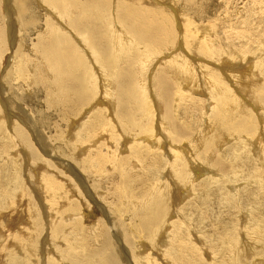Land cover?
Masks as SVG:
<instances>
[{"label": "rangeland", "instance_id": "374dc122", "mask_svg": "<svg viewBox=\"0 0 264 264\" xmlns=\"http://www.w3.org/2000/svg\"><path fill=\"white\" fill-rule=\"evenodd\" d=\"M11 1L13 2L14 0ZM4 2L5 0H2V7L4 5ZM142 3L151 8L164 9L166 10V13L169 14V16L171 15V19L174 20H172V31L176 36V40L174 42L175 50L178 47L182 46L185 40L184 37H181L180 35H184L185 28L187 27L186 24H184L187 23L186 19L183 17L185 13L187 14V12L192 19H195L196 23L200 24V26L203 25L205 27H203V31H205L206 29L210 31V25H212V22H221L220 29L222 31H238L245 34L244 37L234 36L224 37L223 39L225 33L223 34L220 29H216V35L221 38L220 40L217 39L216 43L218 46L222 45V51L228 55L226 56V54H224L223 61L221 62L211 58V63L202 61V64L212 69V72L218 73V71L221 70V73H219L222 74V71H224L223 81L221 79V82L222 84L224 82L227 85V91L231 92V94L228 95L229 98H227V102L234 103L236 102V100L240 102L242 101L241 103L243 104V107H246L243 108V111L241 110L242 112L239 111L238 107H231V112H229L227 116L226 113L224 115L222 113L223 111L218 110V108L221 109L222 107V109H225V99L223 101L216 100L218 96L216 95V90L214 88H212L210 95V91L207 90L205 86H203V79L199 81V88L196 87V90L194 89L192 92L187 93V90H189L192 85L190 84L191 87L187 88L183 85L180 79L170 76V81L172 83V88H170L169 91L170 97H165V95H162V92L163 94L164 91L166 93L165 87L162 88L164 84L162 85V82L157 80L158 77L156 75L153 79V82L156 81L157 83L158 81V87L154 86L156 92H148V95H151V101L150 99H146V105L143 110L144 112H151L149 108V103H151L153 111L155 112L158 107H155V102H159L158 104L164 111L162 120L163 122H165V125L170 126V128L166 130L165 133L162 131L163 133L159 134V136H161L159 140L162 141L163 146L161 147V150H159L160 152H153V154H156L163 160H160L163 167L159 166V164H156L154 166L156 168H159V175H162L161 172L163 173V175L168 174L167 171H165V166L169 165L170 162H172L173 165L175 164L173 161L176 157L170 154L173 146H175L174 148L176 150V153L178 154L183 150L184 153L187 152L186 156L183 157L184 164L180 162L181 165H178V168H175L176 170L174 169V176L171 175L172 181L174 180L176 184L170 183L168 185L167 183H165L163 187H166V189H168L169 187L171 188L166 191V189L164 190V188H160L158 187V185H156L155 179L151 177L153 176L151 175V171L146 172L144 171L140 163L138 165L137 163H134L136 165L133 164L132 166H130V168H126V172H129L126 175V180L125 177H122L124 175L121 176V179L117 178V168H113V170H111L107 166L104 168L105 170H103V168L101 170L92 169L89 170L90 172L82 171V169H80L83 176L82 177L80 175V178L88 181H86L87 184L84 187L81 181L78 182L77 179L71 176V174L69 173L70 167H65L66 170L68 169L67 172L59 167V165L55 164V162L59 161H55L56 158L53 155L60 154L59 151L61 152L62 149V156L64 158L66 157L67 160H70L68 159L69 157L64 154L67 153L66 142H61L58 139V134L66 131V128L63 125L60 129H56L57 127H55L56 124L54 123L55 119L49 116V114L54 111L53 109H58L60 111L62 106L59 104H57L56 106L52 105V101L48 96V94L50 95L51 92L46 90L47 86L43 85L44 82L39 81V83L33 86L34 88H29L24 82L18 81L21 84V87L18 88L19 90H17L18 84L13 85V82L10 81L9 83H7V81H3L0 78V124H4L0 129V135L3 134L5 137L4 142L0 140V145L2 144L0 147V183L4 181L3 183L7 187L9 186L8 189H11L12 185H10V182L12 184L13 180L17 177V173H20L22 174L21 177L23 178V186L25 189L18 191L20 193L22 192L21 194L18 192H16L15 194L10 193V195H8L10 197H8L6 201L2 200L1 195L5 193L4 191H2V189H0V264H52L54 262L57 264L58 262L63 264L65 261V264H139V260L135 258V255L133 254V250L131 248L135 246V244L137 248L140 246L139 249H141L140 251L143 252L144 256L146 255V258L151 251L153 252V255L157 257V254L159 252L164 255L166 253V250L169 249L166 254H174V257L171 259L170 264H264V181L261 183L258 179L260 177H264V166H261L262 169L260 171L256 170V168L254 167L256 166L257 157H259L257 152L254 150L256 147H253V149L247 146V148L245 147V149L242 145L243 138L250 135L249 133H252L254 130L253 128V130L245 128L246 125L244 124L243 120L251 118V123L258 128V131L261 129L260 132L262 135L264 134V112H260L261 109L264 110V98L262 97L264 96V0H142ZM191 4L195 5L192 6ZM14 5L19 9V6L16 3ZM33 6H35L34 13L38 18L39 30L46 27V25L49 23L53 24L51 21H53L54 18L58 19L55 14L53 16V14L50 13L51 11L47 9L48 6L40 2L39 0H33ZM198 6L204 7V12L202 15H198L196 13V10L194 9ZM46 9L48 12L46 11ZM247 12L250 16L246 19L247 22H245L244 19L246 18L245 14ZM2 21L3 23H5L2 27V30L5 33L4 39L5 42L8 41L6 42L8 45L7 48L2 49V52L4 53L2 57L4 58L3 62L0 61V75L1 73L4 75V73L8 71L10 72L11 64H13L12 57L10 56L11 51H14L16 48L15 46L18 45V41H21L19 40L20 34L18 31L20 24L18 22H15L17 24H14L12 26V29L14 30L16 28V33L12 34L13 30L9 29L5 19H2ZM30 33L32 34H27L26 36L25 34H23L22 38L23 40H26L27 44L33 46L34 42H37L39 38H41V35H39L38 31H35V29L31 30ZM49 36L50 35L48 34L42 35V37L44 38H48ZM225 39L226 41L228 40L227 42L231 44V48H234L235 50L231 51L230 45L227 44ZM223 40L227 45L224 44ZM14 42H16V44H14ZM6 43L4 44L5 46ZM11 43L14 45H12ZM233 44L235 45V47H233ZM168 46L166 47L165 45L164 48H168ZM151 49L155 51L154 53H156L157 50H155L153 47H151ZM196 51L199 50L197 49ZM167 52L168 51H165L162 56H165V58L168 59L172 58L171 54ZM198 53L195 52L192 55L193 61L194 58L199 57L198 55L200 54ZM138 55L137 58L139 57ZM239 55L240 57H238ZM201 56H203L202 52ZM242 56L244 57L242 58ZM88 62L89 67H92V69L94 67L95 69H98L97 66H94V63L90 58ZM200 62L201 60L196 61V63L198 64H200ZM132 63L133 60H127L121 66V68H127L129 65V68L134 71V73H136V70L138 69H135V66L137 67V65H132ZM152 64L154 68L152 65L149 67L151 70L150 73L152 72V74H155L154 71L156 70L153 69H156L155 67H157L155 66L156 62H153ZM255 67H258L259 69ZM161 72L159 73V75L161 74ZM101 74L102 73H100L99 76L103 80V74ZM99 76H95V78H98ZM86 78H88V76H86ZM246 78H249L248 81ZM98 79H95V84H97L98 82L99 86L104 89L103 81L102 83L100 81H96ZM239 79L242 80V82ZM230 80H232V82H230ZM259 80L262 81L260 82ZM92 82H94V80ZM235 82H239L240 84H237ZM243 82L245 83V85ZM241 83L244 87L241 85ZM261 83L262 86L260 85ZM179 84L182 85L179 86ZM256 85H258V87H256ZM233 86L235 87L233 88ZM254 86L257 89L254 90ZM235 88L237 91L235 90ZM248 89L251 91V94ZM179 90L183 92V95L181 96L182 98L180 97L181 99L179 98V100L175 101V95L179 92ZM252 91L254 92L253 94ZM6 92H8L7 94L9 95H4ZM255 93L259 95V98L256 97L257 95H255ZM237 94H239L241 97L239 95L236 96ZM214 96H216V98H213ZM4 97H8L9 99L14 100V106L19 108L16 111V116L10 118V116L8 115H13L11 112L13 108L11 107V109H6V107H4V105L2 104L4 101ZM103 97L104 95L99 94V98ZM152 98H155V100ZM255 98L258 99L256 100ZM261 101L263 104L259 103ZM246 102L249 104L247 105ZM244 109H247V111L245 112ZM161 110H159L160 112H158V114L160 115ZM219 111L221 112V118L219 115ZM134 113V122H132V125H130L128 129L123 130V135L126 138H136L139 136L142 137L144 135L145 126H139L141 124L143 125L144 123L146 125V122L142 121L143 119L139 113V110ZM158 114L156 113V115L153 117V120H155L156 125L160 124V126H162L161 117ZM215 115H217V119L215 118ZM43 116H48L50 125H41L37 129H35L36 132L38 131V129H40L43 132L41 134L32 133L29 129L26 128L23 123L26 121L27 123H31V121H33L34 119L35 121H40ZM8 119L11 121H9ZM5 121L7 123H5ZM208 122L211 123L210 126L212 127V130L206 131L205 133L203 132L204 134L201 133V135L198 136L197 133H199L201 127H203L204 130V128L208 126ZM214 122L218 123V126L220 128L217 126V124H214ZM235 122H240V127L239 125L233 126ZM153 125L154 123L149 124L148 128L152 130ZM230 126L233 127L229 129ZM178 127H180L181 134L178 133ZM12 129H19L23 131V138L24 141H26V143L28 144L27 147H25L24 145H19L15 141H12L11 145L10 143L7 144V142H9V136L7 132L11 131ZM218 129L222 130L218 131ZM78 130L79 129H77L73 133L75 135L74 141H78L76 137ZM205 135L206 138H203L205 140H202V147H199L197 154L196 148L198 147L195 148V146L200 143V140ZM240 135H243V138L242 136L240 137ZM36 138L38 140H36ZM221 140L222 143H220ZM46 143L48 145H46ZM192 143H194V145ZM188 146L191 147L189 151ZM192 148L195 149L193 150ZM45 149H47V151H43ZM178 149L180 152L178 151ZM250 149H252L253 151ZM35 151H37L36 155L32 156L31 154ZM163 151H165L167 155H164ZM254 152H256L257 157L254 156ZM212 153L213 156H211ZM169 158L172 159L169 160ZM184 158H187L188 160ZM71 161L73 162V166L76 165V162H74L73 159ZM59 163H61L62 165L63 161ZM173 165L171 167H174ZM187 165L188 168H186ZM248 166L250 170H248ZM47 169L49 172L47 171ZM190 169L194 170L195 172L197 171L195 179L192 182V186H189L190 183H185V180L188 178V174L191 171ZM97 170L101 174H99ZM232 170L238 172L237 174L232 176V178L235 179L234 181H230V172ZM95 171H97V173ZM177 171L178 173H176ZM47 175L53 176V180H55L56 184L59 183L61 184L60 186L65 185L64 187H61L64 189L59 188L60 186L59 184H57L59 187H56L60 192L57 191V189H54V191L51 190L48 184V180L45 179ZM8 176L10 177V179H8ZM114 178L116 179L113 180ZM128 178L131 182L129 184L130 186H127L129 182H125L128 181ZM117 179L121 180L122 183H119ZM123 181L126 183H124V186ZM40 185H42V187ZM114 186H121L124 191L125 189H127V194H130L129 198L130 196H132V198L129 199L130 202L128 201L129 204L133 201V198L135 196L137 197V199H139L140 197L141 200L143 198L146 199V197L148 196L149 200L147 201V203H144L143 201L145 199H143L141 202L140 199L138 201L135 197L134 199H136L138 202H141L142 206L140 203H136L135 205L140 210L135 211L134 213L133 211L135 210V207L130 206L131 204H128L129 206L127 204L121 205V203L119 204L117 203L118 201H115L118 200L116 197L119 196L120 192H117L119 191V189L117 190V188ZM3 188H5V186ZM161 189L164 191H162ZM188 189H190V191ZM67 190H69L70 193ZM55 191L57 193H55ZM10 192L12 191L10 190ZM121 192H123L122 189ZM160 192L162 193V199L158 200L157 194L160 195ZM62 193L64 194V196L65 194L67 195L65 196L66 199L62 196ZM16 194L20 195L17 196ZM69 194H71V198L69 197ZM133 194L135 196H133ZM248 194L251 195H249L247 198ZM21 195L22 197H20ZM58 196H60L61 199ZM56 197L57 199H54ZM47 198L52 201L54 206ZM12 201L14 204L12 203ZM86 201L89 203H87ZM253 203L255 205H253ZM259 203L261 205V208L258 206ZM5 204H7V206ZM82 204L84 207H87L86 211L83 208ZM51 205L53 208L51 207ZM118 205L120 208L118 207ZM122 207L125 208L123 209ZM144 208L145 211L147 210L146 212L143 211ZM30 209L32 210V212H30ZM125 210L129 212L132 211L133 213L131 212V215L128 214V216ZM83 211H85L84 213H87V215L82 214ZM118 211H120L121 213ZM28 213L29 215L34 213V217L32 215V218L28 217ZM117 214H119V216ZM121 214H124L125 216H122ZM153 216L158 217L157 221V217L155 218ZM129 217H131V219ZM115 218L119 219L115 220ZM142 218H145V221L149 224L145 222L142 224L138 223ZM30 219H33L32 224L29 223ZM50 219H52L53 221ZM82 219L83 221L81 222ZM122 222L127 223V225L125 223L123 224ZM155 222L158 223L156 224ZM120 223L123 224L124 228ZM150 223H154L153 225H156L157 227L159 226V229L161 231L156 230V227L154 228V226H151ZM117 224H120L121 226ZM144 224H146L148 227H143ZM124 225L128 227L130 226V233L125 232L129 228L126 227L127 229L125 230ZM115 226L119 227L116 228ZM81 228L82 230L84 228H88L87 231H90L89 235L93 236L92 241L94 243V246L93 251L90 253L88 251L89 249L83 235L76 236L75 242L67 241L68 237L72 238V233L79 231ZM101 228L102 230H100ZM121 228L125 231H123ZM146 228H148V231L150 232L148 233L147 231L148 235L147 233H145L147 230ZM157 231L158 234L156 233ZM154 233H156V237L158 236V240L156 239V243L158 242L159 244H161L166 241L167 244L164 248L162 247L158 250H152L151 245L148 242L151 239L150 236H155ZM232 234L234 236L233 239L235 243L233 242L231 245L229 244V237H232ZM250 236L252 237V239ZM126 237H128L129 240H133L129 241ZM143 239L145 240V242H142ZM146 240L149 241L147 242ZM28 241H30L29 249L31 251H25L24 249V244H26ZM103 242L107 244H104ZM31 244L32 249L30 247ZM73 246H75V248H73ZM65 247L67 251L64 257L61 252L62 250H65ZM195 248L197 249L195 250ZM76 252H78L79 254ZM180 253L183 256V259L182 261H177L176 258L177 256L181 255ZM57 259H62V262L58 261Z\"/></svg>", "mask_w": 264, "mask_h": 264}, {"label": "bare ground", "instance_id": "6f19581e", "mask_svg": "<svg viewBox=\"0 0 264 264\" xmlns=\"http://www.w3.org/2000/svg\"><path fill=\"white\" fill-rule=\"evenodd\" d=\"M39 1L42 2L43 4H46L48 6L47 9L49 11H51L50 13L53 14V16L55 14L59 19L58 20V19L54 18V20L51 21L53 24L49 23L46 25V27L42 28L41 30H39V23H38L37 15L34 13L35 6H33V0H14L13 2L11 0H5L4 5H3V7H5V8H3L1 6L2 0H0V61L3 62V58H4V57H2V55L4 54L2 52V49L7 48V45H8L6 43L8 41L5 42V39H4L5 33L3 32L2 27L4 26L5 23H3L2 19H5L6 23L8 24L9 29H12V26L14 24H17L15 22H18L20 24L18 31L20 34L19 40H21V41H18V45L15 46L16 47L15 50L11 51L10 56L12 57V63L13 64H11L10 72L8 71V72L4 73V75L1 73L0 78L3 81H7V83H9L11 81V82H13V85L18 84L17 90H19L18 88L21 87V84L18 81L24 82L26 84V86L29 88L35 86L37 83H39V81L44 82L43 85L47 86L46 90L51 92V94L50 95L48 94V96L50 97V99L52 101V105L56 106L57 104H59L62 106L60 111L58 109L57 110L53 109L54 111H52L49 114V116H51L55 119L54 123L56 124V126H55V127H57L56 129H60L63 125L66 128V131L58 134V139L61 142L62 141L66 142V148H67L66 152L67 153H64V154H66V156L69 157L68 159H70V160H67L66 157L64 158L62 156V154H61V152L63 151L62 148H61L62 151L61 152L59 151V153L61 155L60 154L53 155L54 151H53V154H51V155L55 156V158H56L55 161L56 160L59 162L63 161L62 165L59 162H55V164L59 165V167H61L64 171L68 172V169L66 170L65 167H68V168L70 167L69 173L71 174V176L74 177L75 179H77L78 182L81 181L83 183L84 187L87 184L86 183L87 180H83L82 178H80V175L82 176L80 169H82V171L87 172V171L92 170V169L93 170H96V169L101 170L103 168V170H105L104 168L107 166L111 170H113V168H117L118 173H119V174L117 173V175H118L117 178L121 179V176L124 175L122 177H125V180H126L127 179L126 175L129 173V172H126L127 171L126 168L127 167L130 168V166H132L134 163H137V165L140 163L142 168L146 172L151 171L152 172L151 175H153L151 177L153 179H155L156 185H158V187H160V188H164V190L166 189V187H163L165 185V183H167L168 185L170 183H172V184L175 183L174 180L172 181L171 175L174 176V173H175L174 171L176 170L175 168H178V165H181L180 162L183 163V157L186 156L187 152L184 153L183 152L184 150L180 152L178 149V151L180 152L178 154V153H176V150L174 148L175 146H173L174 149L172 148L171 152L170 151L169 152H170V154H172L176 157V158H174V161H173L175 164L173 165L172 162H170L169 165L165 166V169H166L165 171H167V173L169 175L168 174L163 175L162 172H161L162 175H159V171H158L159 168H156L154 166L156 164H159V166H162L161 161H163V160L161 158H159L156 154H153V152H160L159 150H161V147H163V146H162V141L159 140L161 137V136H159V134H162L163 132L165 133L166 130H168L170 128V126L165 125V122H163V120H162L163 115H164V111L161 108V106L158 104L159 102H155V104H156L155 107L158 106L157 109L155 108L156 109L155 112L153 111V107H152L151 103H149L150 104L149 108H150L151 112H144V110H143L145 105H146L145 104L146 99H150V101H151V98H150L151 95H148L149 94L148 92L149 91H155L156 92L155 87L156 86L158 87V85H157L158 81H161L162 85L164 84L162 86V88L165 87V89H166V93L164 91V94L162 92V95H165V97H168L170 88H172L170 76H172L173 78L177 77L178 79H180L181 82L183 83V85L186 86L187 88L191 87L190 86V84H191L192 87L189 90H187V93L192 92L194 89L196 90V87H198V86L200 87L199 81L201 79H203V86H205L207 88V90L210 91L209 92L210 95H211L212 88H214L216 90V95L218 96V98H216V96H214L213 98H216V100H220V101H223L225 99V104H226V106H224L225 109H222V107H221V109L218 108V110L223 111L222 113L224 115L226 113V116H227L229 114V112H231L230 111L231 107H234V108L238 107L239 111H241V110L243 111V108L246 107V106L243 107V104L241 103L242 101L240 102V101L236 100V102H234V103H230V102L228 103L227 102V100H228L227 98H229L228 95H230L231 92H228L227 91V85L224 82H223V84L221 82V79L223 81V77H224L223 72L224 71H222V74H220L221 70L218 71V73L212 72V69H210L208 66L202 64L203 63L202 61L207 62V63H211V61H212L211 58H213L219 62L223 61L224 54H226V53L222 51V48H223L222 45L218 46L216 43L217 39H219V40L221 39L218 37V35H216V29H220V23L221 22L220 23H213L212 22L213 26L210 25V28H211V29L209 28L210 31L207 29L205 31H203L204 26L203 25L200 26V24L196 23L195 19H192L191 16L188 15V12H187V14L185 13V15L183 17L186 19L187 23H184V24H186L187 27L185 28L184 35H180L181 37L183 36L185 39L184 43H183L184 46L182 45L175 50L174 49L175 48L174 42L176 40V36L174 35V33L172 31L173 30V28H172V20L173 19H171V17H170L171 15L169 16V14L166 13V10H164V9H160V8L155 9V8L148 7L147 5H144V3H142V0H39ZM15 3L19 6V9L17 6L14 5ZM185 5H187V4H185ZM194 5H192V6H194ZM44 8H45V6H44ZM52 8H53V11H52ZM47 9H46V11H47ZM194 9L196 10V13L198 15H202L204 12L203 6H198L197 8L195 7ZM181 15H182V13H181ZM49 16H51V15H49ZM249 16L250 15H248V12H247L245 14V17H246L244 19L245 22H247L246 19L249 18ZM187 19H189V20H187ZM30 28H31V30L35 29V31H38V34L41 35V38H39V40L37 42H34L33 46H30L29 44H27L26 40H23V38H22L23 34H25V36L27 34H32V33H30L31 32ZM32 32H34V31H32ZM221 32L223 34L225 33L223 36V39H224V37H234V36L235 37L236 36L237 37H244V35H245V34L238 32V31H230V32L225 31L224 32L221 30ZM14 33H16V28L13 30L12 34H14ZM249 33H250V31H249ZM10 34H11V32H10ZM46 34H48L50 36L48 38L42 37V35H46ZM14 39H15V36H14ZM227 39H230V38H227ZM225 41H226V39H225ZM223 42H224V40H223ZM226 42H224V44ZM5 43H6V46L4 45ZM14 44H16V42H14ZM14 44H12V45H14ZM227 44L230 45L231 51L235 50L234 48H231L230 43L227 42ZM227 44H225V45H227ZM165 45H166V47L169 45L168 48H164ZM151 47H153L155 50H157L156 51L157 54L154 53L155 51H153L151 49ZM233 47H235L234 44H233ZM197 49L199 51H196ZM165 51H168L171 54L172 58L168 59V58H165V56H162L165 53ZM195 52H197V53L199 52L198 54H200V55H198V56L200 58L199 57H198L199 59L194 58V61H193L192 55ZM201 52H202L203 56H201ZM236 53H238V52H236ZM137 55L139 56L138 58H137ZM227 55L228 54H226V56ZM244 56H242V58ZM238 57H240V55ZM89 58L94 63V66L98 67V69H95V67L93 69H92V67H89V62H88ZM130 59L133 60L132 65H137V67L135 66V69L136 68L138 69V70H136V73H134V71H132L129 68V65L127 68H121V66L127 60H130ZM197 60H201L200 64L196 63ZM153 62H156V65L154 64L155 66H157V67H155L156 69H153L154 68V66L152 64ZM151 65L153 66L152 69L156 70V71H154L155 74H152V72L150 73L151 70L149 67ZM255 68L259 69L258 67H255ZM6 70H7V68H6ZM222 70H224V69H222ZM160 72H161V74L159 75ZM86 73H87V75H86ZM95 73H96V75H95ZM100 73L103 74V80L99 76ZM156 75L158 77L157 83H156V81L153 82V79ZM252 75H254V74H252ZM86 76H88L89 79L86 78ZM95 76L96 77L99 76L98 77L99 79L95 78ZM95 79H98L96 81H100L101 83L103 81V88L104 89H102L101 86H99L98 82H97V84H95ZM227 79H229V78H227ZM248 79H247V81H248ZM89 80H91V81H89ZM93 80H94V82H92ZM240 81L242 82V80H240ZM259 81L261 82L262 80H259ZM230 82H232V80H230ZM235 83H237V82H235ZM1 84H2V81H1ZM248 84H250V83H248ZM181 85L182 84H179V86H181ZM241 85H242V83H241ZM241 85H240V87H241ZM244 85H245V83H244ZM260 85L262 86V83ZM234 87L235 86H233V88ZM256 87H258V85H256ZM100 89H102V90H100ZM214 89H213V91H214ZM241 89H244V88H241ZM255 89H257V88H255V86H254V90ZM235 90H236V88H235ZM251 90H253V89H251ZM213 91H212V94H213ZM253 91H252V94L254 93ZM98 92H99V94L104 95V97L99 98ZM249 92L251 94L250 90H249ZM7 93L8 92H6L4 95H9ZM182 93L183 92L181 90H179V92L176 93L174 100L175 101L179 100V98L183 95ZM187 93H186V95H187ZM236 93H238V92H236ZM238 95L239 94H237L236 96H238ZM255 95H257V93H255ZM258 96L259 95H257L256 97H258ZM49 97H48V99H49ZM262 97L264 98V96H262ZM251 98H253V97H251ZM99 99L101 102L99 101ZM152 99L155 100V98H152ZM259 103H262V101ZM2 104L4 105V107H6V109L7 108L11 109V107L13 108L11 110L13 115L8 114L10 116V118L13 116H16V111L19 108L14 106V100L13 99H9L8 97L7 98L4 97V101ZM248 104L249 103H247V105ZM221 106H222V104H221ZM138 110H139L140 115L142 116V119H143L142 121L146 122V125L144 123L143 125L141 124L139 126V127L145 126L144 135L142 137L139 136L136 138H134V137L126 138L123 135V130L128 129L129 126L132 125V122H134V119H135V113L134 112H137ZM159 110H161V115L158 114V112H160ZM246 111H247V109L245 110V112ZM248 111H250V110H248ZM255 111H256V109H255ZM260 112H264V110L261 109ZM156 113L158 115H160V117H161L162 126H160L159 122H158L159 125H156L155 120H153V117L156 115ZM220 113L221 112L219 111V115L221 118ZM217 115H215V118L217 117ZM230 117H231V114H230ZM228 118H229V116H228ZM9 121H11V120H9ZM243 121H244V124L246 125L245 128H248V129L253 128L255 131L252 129L253 132L249 133L250 135L245 136V138H243L244 134L240 135V137L242 136V138H243V140H242L243 144H242V142H241V144L243 145V148H245V147L247 148V146H249L251 148L256 147L255 149L254 148L253 149L257 152V154L260 158L257 157L256 152H254L255 153L254 156L257 157L256 166L254 168H256V170L260 171L262 169L261 166L262 165L264 166V162H263L264 161V134L262 135L260 132L261 129L258 131V128L251 123L252 122L251 118L243 120ZM5 123H7V122L5 121ZM23 123L26 126V128L29 129L34 134L43 133L40 129H38L37 132L35 131V129H37L39 126L50 125V123L48 121V116H43V118L40 119V121L39 120L35 121V119H34L33 121H31V123H29V122L27 123V121L23 122ZM153 123H154L153 129L150 130L148 128V125L153 124ZM214 124H217V126H218V123L214 122ZM239 124H240V122H235V124L233 126H237ZM2 125H4V124L3 123L0 124V129L3 127ZM5 125H7V124H5ZM137 125H138V123H137ZM207 125L208 126L206 128H204V130H203V127H201V129L199 131L200 134L197 133L198 136L201 135V133H203V132L205 133L206 131L212 130V127L210 126L211 123H209ZM233 126H230L229 129H231ZM160 127H162V128H160ZM221 127H222V125H221ZM239 127H240V125H239ZM226 128H228V127H226ZM77 129H79L77 131V135H76L78 141H74L75 135L73 133ZM181 130H183V129H181ZM220 130H222V129H218V131H220ZM230 131H232V130H230ZM7 133L9 136V142L6 141L7 144L10 143V145H11V142L15 141L19 145H24L25 147L28 146L26 141H24V138H23L24 133L22 130L12 129L11 131H9ZM178 133L181 134L180 127H178ZM225 137H227V136H225ZM4 138L5 137L3 134L0 135L1 141L4 142ZM162 138H164V137H162ZM203 138H206V135L202 137V139L200 140V143L197 144L198 146L197 145L195 146V148L198 147V148H196L197 154H198L199 147H202V143L205 140ZM5 140H7V139H5ZM36 140H38V139L36 138ZM39 142H40V140H39ZM191 142H193V141H191ZM220 143H222V140ZM192 144L194 145V143H192ZM1 145H0V147H1ZM46 145H48V144L46 143ZM63 147H65V146H63ZM189 147L190 146H188V151H189V149H191V147L190 148ZM250 150H252V149H250ZM43 151H47V149H45ZM165 151H163L164 155L166 154ZM36 152L37 151H35L31 155L32 156L36 155ZM213 153H214V151H213ZM213 153L211 156H213ZM187 158H184V159H187ZM72 159L74 162H76L75 163L76 165H74L75 167L73 166V162L71 161ZM133 159H135V160H133ZM171 159L169 158V160H171ZM17 160H19V159H17ZM77 162L79 165L77 164ZM164 162H165V160H164ZM68 164H70V165H68ZM134 165H136V164H134ZM172 165L174 167H171ZM191 167H192V165H191ZM186 168H188V165L186 166ZM247 168H248V170H250L249 166ZM152 169H154V170H152ZM183 169H184V167H183ZM190 170L191 171L189 172L188 178L185 180V183L186 184L190 183L189 186H192V182L195 179V175H196L197 171L195 172L192 169H190ZM47 171H48V169H47ZM97 171H95V172L97 173ZM101 172H103V171H101ZM108 173H110V172H108ZM141 173H143V172H141ZM176 173H178V171ZM237 173L238 172L235 170H232L230 172V181L235 180L234 178H232V176L237 174ZM99 174H101V173L99 172ZM104 175H105V172H104ZM21 176H22V174L17 173V177H16V179L13 180V183L11 184V182L9 181L10 185H12L11 189L10 188L8 189L9 186L7 187L3 183L4 181H2L0 183V189H2V191H4V193H5V194L1 195L2 200L6 201L8 199V197H10V196H8V195H10V193L15 194L19 190L24 189L23 178ZM8 179H10V177ZM45 179L48 180V184H49V187L51 188V190L54 191V189L55 190L57 189V191H59L57 187H59L61 184L57 183V184H59V186H58L55 183V180H53L54 179L53 176L47 175ZM115 179L116 178H114L113 180H115ZM258 179L261 183L264 181V177H260ZM118 181H119V183L121 182V180H118ZM124 181H123V186H124L125 182H129L127 184V186L131 183L129 181V178H128V181H125V182ZM131 181H132V179H131ZM116 183H118V182H116ZM63 184H65V183H63ZM108 184H110V183H108ZM181 184H182V182H181ZM119 185H121V184H119ZM263 185H264V183H263ZM4 186H5V188H3ZM40 186L42 187V185H40ZM62 186H60L59 188H61ZM37 187H39V186H37ZM41 187H40V189H41ZM114 187H116V186H114ZM118 187H116L117 190L119 189V191H117V192H120V193H119V196L116 197L118 200H115V201H118L117 203H119V204L121 203V205H126V204L128 205L129 204L128 201L130 198H132V196H130V198H129L130 194H127V191H126L127 189H125V191H124L123 188H121V186L119 188ZM186 188H187V186H186ZM61 189H64V188H61ZM121 189L123 192H121ZM168 189H166V191ZM10 190L12 192H10ZM164 190H162V191H164ZM188 190L190 191V189H188ZM67 191L69 192V190H67ZM114 191H115V189H114ZM111 192H113V191H111ZM169 192H170V190H169ZM1 193H3V192H1ZM18 193H20V192H18ZM55 193H57V192L55 191ZM131 193H133V192H131ZM20 194H18V195H20ZM116 194H118V193H116ZM24 195H23V197H24ZM70 195L71 194H69V197H70ZM161 195H162V193L160 195L157 194L158 200L162 199ZM249 195H251V194H248L247 198ZM53 196H56V195H53ZM60 196H58V197H60ZM62 196L66 199L65 196H67V195L65 194V196H64V194H63ZM133 196H135V195L133 194ZM5 197H7V198H5ZM20 197H22V195ZM82 198H84V197H82ZM134 198H133V201L130 203L131 205L130 204L129 205L135 207V210L132 208L134 210L133 212L135 213V211L140 210L135 204L136 203L141 204L142 200L145 198H143L141 200L139 197L141 202H138L139 199H137V197H136V199L138 201ZM54 199H57V197ZM60 199H61V197H60ZM81 199H79V200H81ZM13 200H15V199H13ZM83 200H85V199H83ZM148 200H149V198L147 196L143 202L147 203ZM20 201H21V199H20ZM55 202H58V201H55ZM111 202H112V200H111ZM12 203H13V201H12ZM50 203L54 206L52 201H50ZM59 203H60V201H59ZM87 203H89V202H87ZM5 205L7 206V204H5ZM52 205H51V207H52ZM78 205H80V204H78ZM85 205H87V204H85ZM253 205H255V204L253 203ZM82 206H83V204H82ZM141 206H142V204H141ZM258 206L261 208L260 203ZM118 207H119V205H118ZM83 208L86 211L87 207L83 206ZM128 208H130V207H128ZM128 208H126V209H128ZM149 208H148V210H149ZM88 210H90V209H88ZM55 211H56V209H55ZM85 211H83V213L82 212L81 213L84 215H87V213H84ZM143 211H145V208ZM30 212H32V210ZM118 212H120V211H118ZM122 212H124V211H122ZM125 212L128 215L132 211L129 212V211L125 210ZM29 213H28V215H29ZM31 215L34 217V213ZM31 215H29L28 217L32 218ZM117 215L119 216V214H117ZM82 217H80V218H82ZM113 217H114V215H113ZM153 217H155V216H153ZM129 218L131 219V217H129ZM83 219L81 220V222L83 221ZM118 219L115 218V220H118ZM157 219H158V217L156 218V221H157ZM50 220H52V219H50ZM54 220H56V219H54ZM147 221H149V220H147ZM32 222H33V219H30L29 223L32 224ZM144 222L149 224L148 222L145 221V218L140 219L138 223L142 224ZM120 224H117V225H119V226L122 225V227H123V224H121V225ZM125 224L127 225V223H125ZM153 224H151V226ZM119 226H117V227H119ZM133 226H135V225H133ZM141 226H143V225H141ZM145 226L148 227L146 224H144L143 227H145ZM153 226H154V228L156 227V230H160L159 226L158 227L156 225H153ZM126 227L129 228L130 226L129 227L125 226V230L127 229ZM135 227H137V226H135ZM82 228L79 231L72 233V235H71L72 238L67 236L68 237L67 241L68 242H70V241L75 242L76 236L83 235L84 240L86 241L87 247L89 249L88 251L90 253L93 251V246H94V243L92 241L93 236L89 235L90 231H87L88 228L87 229L84 228L83 230H82ZM135 229H137V228H135ZM143 229H145V228H143ZM146 229L147 230L145 233H147V231H148V228H146ZM161 229H163V228H161ZM100 230H102V228ZM122 230L125 231L124 229H122ZM129 231H130V228L127 229L125 232L128 233ZM104 232H105V229H104ZM154 232H155V230H154ZM148 233H150V232L148 231ZM148 233H147V235H148ZM156 233L158 234V231ZM156 233H154L155 236H150L151 239H150V241L148 240L149 242L146 240L148 243H150L152 250H154V249L158 250L162 247L164 248L165 245L167 244L166 241L164 243H161V244H159L157 242L158 243L157 244L156 239L158 240V238H157L158 236L156 237ZM150 235H152V234H150ZM233 237H234L233 234H232V237H229L230 238L229 244H231V245L234 242ZM252 237H251V239H252ZM126 238H128V237H126ZM130 238H132V237H130ZM128 240H129V238H128ZM131 240H133V239H131ZM131 240H129V241H131ZM142 242H145V240L143 239ZM31 243H32V241H31ZM103 243L107 244L105 242H103ZM29 245H30V241H28L26 244H24L25 251H27V250L31 251L29 249ZM142 246H141V248H142ZM30 247L32 249V244ZM73 248H75V246H73ZM131 248L133 250L132 252L135 255V258H137L139 260L138 261L139 264H170L171 259L174 257V254H172V253L166 254L169 249L166 250V253L164 255L159 252L157 254V257H155V255H153V252L151 251L148 254L149 256L147 255V258H146V255L144 256L143 252L140 251L141 250V249H139L140 246L137 248L136 244H135V246H133ZM196 249L197 248H195V250ZM66 251L67 250L65 247V250H62V252H61V254H63L64 257L66 255ZM198 251H199V249H198ZM76 253H78V252H76ZM238 253H239V251H238ZM89 256H91V255H89ZM142 256H144V257H142ZM56 258H58V257H56ZM182 259H183L182 254L180 256H177V258H176L177 261H180V260L182 261ZM58 261L62 262V259L58 260ZM65 263H66V261L63 264H65ZM52 264H57V263L54 262ZM58 264H62V263L58 262ZM89 264H91V263H89Z\"/></svg>", "mask_w": 264, "mask_h": 264}]
</instances>
